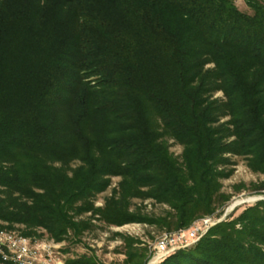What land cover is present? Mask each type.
I'll list each match as a JSON object with an SVG mask.
<instances>
[{
    "label": "trees",
    "instance_id": "16d2710c",
    "mask_svg": "<svg viewBox=\"0 0 264 264\" xmlns=\"http://www.w3.org/2000/svg\"><path fill=\"white\" fill-rule=\"evenodd\" d=\"M244 1L0 0V221L179 229L230 199L231 156L264 174V0ZM161 264H264V200Z\"/></svg>",
    "mask_w": 264,
    "mask_h": 264
},
{
    "label": "rangeland",
    "instance_id": "374dc122",
    "mask_svg": "<svg viewBox=\"0 0 264 264\" xmlns=\"http://www.w3.org/2000/svg\"><path fill=\"white\" fill-rule=\"evenodd\" d=\"M234 1L241 10L252 12V9L249 8L244 0ZM222 96L221 91L214 95V97ZM169 145L170 150L176 155H179L183 150V146L176 143L173 139H169ZM231 160L228 168L232 169V173L228 178L222 180V192L229 194L231 196L230 199L222 204L213 214L204 215L193 221H201L206 216H210L215 221L204 235L219 222L232 220L246 207L264 200V191L260 192L255 189L257 186L264 184V174L251 170L244 156H231ZM77 164L78 162L74 165ZM119 180L120 177L111 178V184L107 190L97 195L95 199L96 206L103 205L104 199L106 196L111 195ZM135 206L141 207L145 213L165 214L166 211L170 210L168 205L155 203L152 199H145L144 201L134 199L132 209ZM89 214L83 216H89ZM93 222L95 225L91 229L84 231L80 236L69 233L62 241L53 239L43 228L36 229L34 235L28 236L33 241L46 244L54 242L56 244L53 248L52 259H48L49 256L47 257L51 264H68L70 260L78 259L83 255L96 257L101 264H161L165 259L164 257L154 262L151 249L163 232L171 230H164V228L161 229L155 225L146 223H128L116 226L110 225L103 220H94ZM1 224L11 231L24 234L22 230L25 228V225L23 224H15L12 229L7 227V222L0 221V226ZM127 237L138 239L139 242L129 245ZM198 241L189 246L179 248L171 254L181 249L189 248ZM39 258L41 257L39 256L37 260Z\"/></svg>",
    "mask_w": 264,
    "mask_h": 264
},
{
    "label": "built area",
    "instance_id": "2783aa9c",
    "mask_svg": "<svg viewBox=\"0 0 264 264\" xmlns=\"http://www.w3.org/2000/svg\"><path fill=\"white\" fill-rule=\"evenodd\" d=\"M214 223L210 216H206L188 227L163 232L151 249L154 262L166 258L179 248L195 243ZM55 246L54 242L46 244L33 241L28 235L0 226V264H51L48 259H52ZM39 256L41 258L37 260Z\"/></svg>",
    "mask_w": 264,
    "mask_h": 264
}]
</instances>
